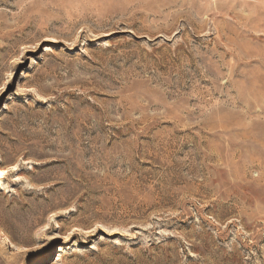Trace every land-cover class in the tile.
<instances>
[{"label":"rangeland","instance_id":"374dc122","mask_svg":"<svg viewBox=\"0 0 264 264\" xmlns=\"http://www.w3.org/2000/svg\"><path fill=\"white\" fill-rule=\"evenodd\" d=\"M0 264H264V0H0Z\"/></svg>","mask_w":264,"mask_h":264},{"label":"trees","instance_id":"16d2710c","mask_svg":"<svg viewBox=\"0 0 264 264\" xmlns=\"http://www.w3.org/2000/svg\"><path fill=\"white\" fill-rule=\"evenodd\" d=\"M113 253H114V251H113ZM115 255H117V253H116ZM118 255H119V254H118ZM146 255H148V254L144 253V254H143V257H145ZM124 256H127V255H122V257L125 258V259L128 260V261L131 259L130 257H124ZM149 258H150V255H148L147 260H149ZM135 263H137V262H135Z\"/></svg>","mask_w":264,"mask_h":264},{"label":"bare ground","instance_id":"6f19581e","mask_svg":"<svg viewBox=\"0 0 264 264\" xmlns=\"http://www.w3.org/2000/svg\"><path fill=\"white\" fill-rule=\"evenodd\" d=\"M51 240L53 241V240H55V238H52ZM10 249H11V250H14V246L11 245V246H10Z\"/></svg>","mask_w":264,"mask_h":264}]
</instances>
